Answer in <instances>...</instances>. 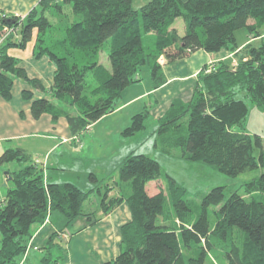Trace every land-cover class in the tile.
Here are the masks:
<instances>
[{
	"label": "trees",
	"instance_id": "1",
	"mask_svg": "<svg viewBox=\"0 0 264 264\" xmlns=\"http://www.w3.org/2000/svg\"><path fill=\"white\" fill-rule=\"evenodd\" d=\"M41 4V11L34 9L23 21L12 22L0 14V34L15 27L0 45V95L5 100L12 98L16 79L31 83L23 96L33 118L49 114L55 123L65 117L78 138L118 108L122 91L138 82L144 66L157 89L166 82L161 57L172 63L198 50H228L235 54L236 65L224 60L201 71L192 99L172 103L160 119L162 149L178 148L187 160L215 165L229 177L264 169L263 137L243 131L250 112L247 100L264 112V39L243 48L238 42L239 30L253 38L264 35V0H150L141 8L133 7V0ZM54 10L59 23L49 16ZM180 18L185 25L182 35L173 27ZM35 30L34 56H46L55 66L49 87L30 78L8 53L13 47L24 48ZM103 52L106 67L99 62ZM147 113L136 114L126 133L143 128ZM10 160L23 166L7 175L12 187L0 207V264H20L33 237L32 226L44 224L53 213L63 216L66 225L79 216L94 223V212L84 210L93 190L46 180L44 169L22 148L5 150L0 166ZM119 175L115 183L120 196L109 198L106 191L100 207L109 214L125 201L131 219L121 229L120 253L105 264H206L213 250L221 251L227 264H264V173L244 184V194H226L222 186L211 189L196 219L186 190L174 180H169L167 192L149 194L147 185L161 177V168L147 155L127 156ZM210 207L216 208L214 227ZM62 230L45 245L42 264L60 262L53 249L61 247L55 239Z\"/></svg>",
	"mask_w": 264,
	"mask_h": 264
},
{
	"label": "rangeland",
	"instance_id": "2",
	"mask_svg": "<svg viewBox=\"0 0 264 264\" xmlns=\"http://www.w3.org/2000/svg\"><path fill=\"white\" fill-rule=\"evenodd\" d=\"M142 6L138 7L136 0H133V7L141 8ZM54 15H57L55 10L53 15L49 14L50 18L52 17L51 20L59 23L60 20H56L53 17ZM19 19L23 21V19ZM175 27L183 34V19L177 20ZM243 31L245 30L238 31V37H240ZM178 61L172 63L164 62L163 64L158 61L159 65L162 66L165 78L170 77V75H179L190 71V65L189 67H185L183 62L177 64L176 62ZM99 62L105 67L109 65L105 52L101 53ZM24 64L28 74L31 76L38 74L39 69L43 73L44 81L47 82L53 76V65L45 56L41 57V59L26 60ZM180 66L184 67L180 68ZM149 75V68L144 66L139 76L143 80H146L151 79V75L150 77ZM24 83L32 87L31 83L16 79L13 84L12 98L5 100V103L18 113V121L20 120L21 122L28 120V117L24 114V110L29 107V101L23 96L22 85ZM170 83L167 88L153 96H146L144 100L131 105L128 110L126 109L124 112L114 114L115 116L113 115L109 118L108 116H104L92 124L76 140L72 136L67 140H63L62 134L54 133L53 131H48V133L43 131V133L33 138H19L9 141L8 138L16 134L13 130H8L9 124L16 121L7 113L1 118L4 122L0 125V136H5V138L0 142V152H5V150L10 148H24L32 155L33 162L41 169L44 168V165L47 168V165L50 164L46 169L47 173H49V170L51 173H59L63 177L62 183H72L86 192L93 190L84 204V210L87 213L94 212V215H92L94 223L89 225L90 221H88L86 216H79L68 225L65 222L66 231L69 232L64 231L65 233H62V235H66L67 238L63 239V241L59 237L56 238L55 241L59 242L62 246L53 249L54 259L60 261L57 264H105L107 260L114 258L120 251V242L118 245L114 242L113 235L115 233L112 229L116 225L117 233L121 235L122 223L119 221L130 218V213H127L126 203L121 205L114 221H107L104 218L105 215L100 207V202L103 193L106 192L107 186L117 188L115 182L120 180L119 169L122 161L126 158V151L128 154L147 155L157 161L160 164L161 177L156 181L150 182L147 185V191L150 195H154L159 189L167 192L169 180H174L178 186L186 190V199L189 202L191 215L194 219L200 216L203 198L214 187H225L226 194H229L231 191L244 194V184L258 178L264 173V169L258 168L247 170L236 177H229L220 172L215 165L187 160L178 148L172 149L170 152H164L162 149V137L159 133L161 124L159 118L168 110L176 94H180L182 101L188 102L191 100L193 94L190 90V84H195L193 80L190 82L171 81ZM182 84L188 86L187 91L182 92V90L178 89ZM136 85L138 83L131 86ZM121 99H124L123 91ZM121 99L119 100L120 102L122 101ZM248 103L251 104V102ZM250 108L245 127L247 130L255 132L253 134L257 133L264 139V114L257 112L255 115L252 107ZM132 110L141 113L148 111V113L144 121V127L133 134H127L126 130L131 127L135 116L128 115L127 112ZM7 111V109H0V115L2 116V113ZM67 133H70V131L67 130ZM50 134H55L56 137L52 138ZM52 162H59L60 164L54 168L51 167ZM22 166L17 160H10L0 166V207L9 188L6 186L5 177H7L8 173L17 171ZM98 187L101 188V194L98 192ZM127 190H129L128 187ZM215 209L214 207H210L208 211L211 227H214L216 223ZM56 214L58 213H54L53 217ZM159 222H161V218ZM88 225L89 227H87ZM37 229L38 225L32 226L33 232H36ZM43 233L49 235L50 228L44 229ZM35 237L28 242L29 248L26 254L20 256V264H42L45 250L40 245V241L45 240V236ZM1 240L2 234L0 232V246ZM206 264H227V261L222 256L221 251L213 250Z\"/></svg>",
	"mask_w": 264,
	"mask_h": 264
},
{
	"label": "crops",
	"instance_id": "3",
	"mask_svg": "<svg viewBox=\"0 0 264 264\" xmlns=\"http://www.w3.org/2000/svg\"><path fill=\"white\" fill-rule=\"evenodd\" d=\"M41 1L42 0H0V14L4 15L7 18L19 17V18L25 20L26 17L30 14V12H32L34 9L41 11V9L43 8ZM149 1L150 0H136V4L138 7H140L141 5H145ZM177 20H179V19H177ZM177 20L175 21V23L177 22ZM175 23L173 26L174 28H176ZM178 31H180V30H178ZM183 31L185 32V25L183 27ZM179 34L182 35L181 32H179ZM36 36H37V30L34 31L32 39L27 43V45L24 48L13 47V48H10L8 51L9 55L14 57L18 61L19 65L22 68L26 69V71H27V68L24 64L26 60H34V58L35 59H41V58H36L34 56V45H35ZM15 39L19 40L20 35L19 34L16 35ZM263 39H264V35L262 37H259V38H253L252 36H249L246 31H243L241 33L240 37H238V42H239L241 48H243L245 45H247L249 43H252L254 45H259L261 43V40H263ZM2 42H3V40L1 39V34H0V45L2 44ZM46 58L53 65V74H54L55 66L50 61V59L48 57H46ZM234 59H236L235 54L232 52H229L228 50L223 49V50H220L219 52H216V53H208L204 50H198L195 53L191 54L190 56L183 58V59H179V61L177 60L178 62H176L177 64L183 62L185 67H189V65H190L191 69L188 73L179 74V75H170V77H166L165 84H163L161 87H159L157 89H155L152 86V80L151 79H146V80L144 79L143 80V78L138 76V82H137L138 85L127 87L123 91L124 99L122 100L120 98L122 101L121 102L119 101L120 104H119L118 108L114 112H112L106 116H108V118H109V117L113 116L114 114H119L120 112H124L126 109L128 110V108L131 105L144 100L146 98V96H153L154 94H157L161 90L167 88L171 84L170 83L171 81L190 82L193 80L195 82V84L194 83L190 84V90H191V93L194 95L196 83L198 81V74L201 71H203L206 68L208 70H210L212 68H216V66L218 65V63L220 61L225 60L227 62H233ZM165 62L167 63V61H165ZM177 64H175V65L179 66ZM184 66H180V68H182ZM166 71H167V69H166ZM149 72H150V69H149ZM0 73H1V63H0ZM27 73H28V71H27ZM28 76L30 78L40 79L47 87H49L51 82H52V78H50L47 82L44 81L43 73L40 72V69H39L38 74H36L35 76H31L29 74H28ZM149 77H150V75H149ZM30 88H32V87H30L27 83H24L22 85V90L30 89ZM178 89H180V90H182V92H184V91L188 90V86L185 84H182L178 87ZM193 95L191 97H193ZM180 97H181L180 94H176L174 101L172 103H174L176 101H182V99ZM188 97H190V96H188ZM182 102L187 103L185 101H182ZM247 102H250V101L247 100ZM172 103L170 104V107L168 108L167 111H169V109L171 108ZM250 107H252V110H253V112H255V115L257 112L264 114V112L262 110H260L258 107H256L253 103L249 104V108ZM0 109L1 110H6V109L8 110L7 112L2 113V116L0 115V125L2 122H4V120H2L1 118L4 115H6V113L8 115H10L16 121L15 123L10 122V124H9L10 127L8 128V130H13L14 133H16L14 136H11L8 138L9 141L11 139L33 138V137L39 135L40 133H43V131H45L47 133H48V131H50V132L53 131L54 133L62 134L64 137L63 140H67L70 136H72V138H75L73 136L72 132L70 131V128L68 129L69 125H68V122H67L65 117H60L58 119V121L55 123L52 121L51 115H47V114L42 115L41 118H39V119H34L32 114H31L30 104H29V107L26 110H24V114L26 117H28V120L26 122H21L20 120L18 121V115H17L18 113L16 111H14L9 105H7L5 103V99L1 95H0ZM134 111L135 110L128 111L127 113H128V115H133V116L138 114V113H141V112H134ZM134 113H136V114H134ZM165 113L162 116H160L159 121L165 115ZM120 118H123V117H120ZM24 124H27V125H24ZM26 128H29V129L26 130ZM67 130H69L70 133H67ZM238 130L240 131V128H238ZM23 131H28V132H23ZM243 131L246 133H249V134L255 133V132H252L251 130H247L246 127ZM50 136L52 138L56 137L55 134H50ZM4 138H5V136H0V142H2V140H4ZM76 139H78V138H75L74 140H76ZM22 149L25 150L28 154H30L26 149H24V148H22ZM2 152L3 151L0 152V155L2 154ZM129 155L130 154H128V152L126 151L125 156L127 157ZM31 157H32V155H31ZM32 160H33V157H32ZM59 164H60L59 162H52L51 167L56 168L57 166H59ZM49 165L50 164L47 165V168L49 167ZM47 168L44 165L43 169H44V175L46 177V180L52 181L54 183H62L63 177H61V175L59 173H56V172L51 173L50 170H49V173H47V171H46ZM5 178H6V183H7L6 186L11 187L12 184L10 183L8 177H5ZM106 191L108 192L109 198H115V197L120 196V187H117L115 189L114 187L109 186L108 189H106ZM101 192L102 191L100 189L99 194H101ZM123 203H126V202L125 201L122 202L119 206H117L115 209H113L109 214H104L105 215L104 218H106L107 221H114L116 218V214L119 212V208L121 207V205ZM126 206H127V204H126ZM127 213H130L128 206H127ZM53 215H54V213L48 218V220H46V222L44 224L38 225V229L36 230V232H33L32 239L35 236L36 237L37 236L39 237L41 235L45 236V240L40 241V245L43 246V249L49 241L47 239L52 237V236H50L51 234H53L55 231H59L61 228L63 229L61 232L65 233L64 231H66V229H67L63 226L65 224V221H66L65 218L63 216H61L60 214H56L55 217H53ZM104 218H103V220H104ZM130 219H131V214H130V218L128 220H120L119 222L122 223V226H123L128 221H130ZM98 222H99V218H98ZM91 224H93V223L90 222L89 225H91ZM89 225L87 227H89ZM48 227L50 228L49 235L47 234L48 231H47V233H43L44 229L47 230ZM112 231H114V233H115L113 235L114 236V242L118 245L119 242L121 243L122 237H121V235H119L117 233V226L116 225L114 226ZM66 232H69V231H66ZM62 233L59 236V239H61V241H63V239L67 238V236L66 235L63 236ZM119 247H120V245H119ZM119 253H120V251L117 253V255ZM117 255L114 258L107 260L106 262L115 259L117 257Z\"/></svg>",
	"mask_w": 264,
	"mask_h": 264
},
{
	"label": "built area",
	"instance_id": "4",
	"mask_svg": "<svg viewBox=\"0 0 264 264\" xmlns=\"http://www.w3.org/2000/svg\"><path fill=\"white\" fill-rule=\"evenodd\" d=\"M59 1H63V0H59ZM18 18H19V17H18ZM13 31H15L13 28H12V29H9V28L4 29V32L1 34V38H2V40H5L8 36H10V35L13 33ZM159 62H160L161 64H163V63L165 62L164 57H161V58L159 59ZM233 62H234V64L236 65V61H233Z\"/></svg>",
	"mask_w": 264,
	"mask_h": 264
},
{
	"label": "water",
	"instance_id": "5",
	"mask_svg": "<svg viewBox=\"0 0 264 264\" xmlns=\"http://www.w3.org/2000/svg\"><path fill=\"white\" fill-rule=\"evenodd\" d=\"M9 20H11L12 22H15V21H17L18 20V17H13V18H10ZM9 180L10 179H12V177L11 176H9V178H8Z\"/></svg>",
	"mask_w": 264,
	"mask_h": 264
}]
</instances>
